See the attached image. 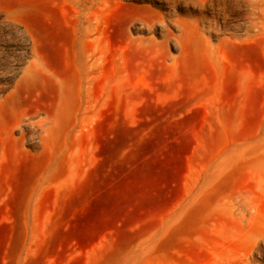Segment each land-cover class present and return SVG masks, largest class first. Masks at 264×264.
I'll return each instance as SVG.
<instances>
[{
	"label": "rangeland",
	"instance_id": "obj_1",
	"mask_svg": "<svg viewBox=\"0 0 264 264\" xmlns=\"http://www.w3.org/2000/svg\"><path fill=\"white\" fill-rule=\"evenodd\" d=\"M0 264H264V0H0Z\"/></svg>",
	"mask_w": 264,
	"mask_h": 264
}]
</instances>
